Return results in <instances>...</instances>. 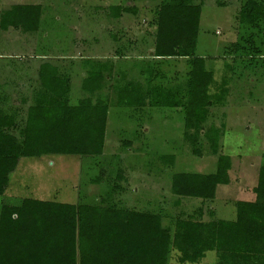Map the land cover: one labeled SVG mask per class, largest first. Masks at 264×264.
Returning a JSON list of instances; mask_svg holds the SVG:
<instances>
[{
	"label": "rangeland",
	"instance_id": "obj_1",
	"mask_svg": "<svg viewBox=\"0 0 264 264\" xmlns=\"http://www.w3.org/2000/svg\"><path fill=\"white\" fill-rule=\"evenodd\" d=\"M163 1L0 0L1 10L14 4L41 7L35 31L0 30V108L18 111L16 135L27 107L41 90L38 69L42 62L56 65L59 76L68 80L70 104L85 96L108 103L102 154L22 157L12 173L16 177H11L6 189L8 197L0 200L9 201L11 195L31 196L156 211L168 217L203 207L205 219L209 208L215 217L231 219L235 200L254 198L252 187L264 154V48L254 58L241 51L243 45L244 51L251 50L252 30L236 19L245 0H202L201 5L195 55L204 58L216 84L222 85L226 79L229 88L224 104L210 106L204 123L205 127L214 123L222 128L219 152L231 157L230 182L217 186L212 201L202 204L199 199H185L178 205L177 196L170 191L173 173H211L217 166V155L209 150L202 134L195 146L201 153H193L184 135L182 106L149 105L148 96L140 107L115 103V86L125 80H138L144 89L148 80L151 86L169 88L186 83V58L159 59L151 53L156 11ZM110 5L134 6L136 12L112 18L108 15ZM103 67L101 89L84 91L83 81L89 72ZM163 154H174L173 163L160 160ZM170 264L177 262L172 259Z\"/></svg>",
	"mask_w": 264,
	"mask_h": 264
},
{
	"label": "trees",
	"instance_id": "obj_2",
	"mask_svg": "<svg viewBox=\"0 0 264 264\" xmlns=\"http://www.w3.org/2000/svg\"><path fill=\"white\" fill-rule=\"evenodd\" d=\"M201 5L202 0H166L156 11L152 55L186 58L189 70L184 87L151 86L148 80L144 89L138 80L126 81L124 74L121 78L125 82L115 86L119 106L140 107L147 96L149 105L182 106L184 135L193 153H201L195 146L202 134L209 150L217 155L214 172L172 174L170 191L177 196L178 205L185 199H199L202 204L212 201L217 186L230 182L231 157L219 152L223 130L214 123L204 125L209 107L224 104L229 88L226 79L222 85L216 84L204 58L195 55ZM40 10L38 4L0 9V30L35 31ZM128 12H136V8L108 7L112 18ZM236 19L252 30L251 50L244 51L243 45L241 51L254 58L264 48V2L245 0ZM104 69L90 71L82 89L90 93L100 90ZM38 79L41 90L27 107L18 135V111L0 108V198L8 197L6 189L22 157L103 153L107 101L85 96L70 104L69 82L49 62L40 64ZM174 157L163 154L159 159L172 164ZM252 192V200L234 201L231 219L215 217L211 208L205 219L203 207L168 217L156 211L114 209L99 203L72 204L11 195L9 201L0 200V264H170L172 259L177 264H264V154ZM166 216L169 220L164 223Z\"/></svg>",
	"mask_w": 264,
	"mask_h": 264
},
{
	"label": "crops",
	"instance_id": "obj_3",
	"mask_svg": "<svg viewBox=\"0 0 264 264\" xmlns=\"http://www.w3.org/2000/svg\"><path fill=\"white\" fill-rule=\"evenodd\" d=\"M152 48H153V45H152ZM151 53H152V50H151ZM40 66V65H39ZM17 168V167H16ZM16 170V169H15ZM15 172V171H14ZM13 172V173H14ZM12 179L15 178L16 176L14 174L11 175ZM11 179V178H10Z\"/></svg>",
	"mask_w": 264,
	"mask_h": 264
}]
</instances>
